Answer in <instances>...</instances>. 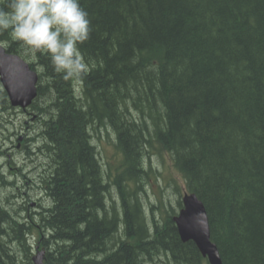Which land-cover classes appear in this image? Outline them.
Here are the masks:
<instances>
[{"label":"trees","instance_id":"trees-1","mask_svg":"<svg viewBox=\"0 0 264 264\" xmlns=\"http://www.w3.org/2000/svg\"><path fill=\"white\" fill-rule=\"evenodd\" d=\"M81 5L92 22L80 45L87 74L65 80L44 53L31 63L42 67L31 108L50 160L52 205L24 224L0 201V264H17L9 245L16 234L26 254L46 250L44 264H209L193 242H182L175 214L162 224L144 209L139 184L155 144L204 204L222 264H264V0ZM0 41L26 59L8 33ZM1 104L10 106L0 83ZM105 125L123 156L110 182L91 134ZM8 184L0 166V185ZM111 185L122 211L109 205Z\"/></svg>","mask_w":264,"mask_h":264},{"label":"rangeland","instance_id":"rangeland-1","mask_svg":"<svg viewBox=\"0 0 264 264\" xmlns=\"http://www.w3.org/2000/svg\"><path fill=\"white\" fill-rule=\"evenodd\" d=\"M20 47L22 48L21 45ZM23 55L29 63H36V53L23 52ZM36 67L41 71L40 65ZM46 83L44 81L43 86H46ZM47 99L41 97L37 101L39 107L46 106ZM40 120L39 113L34 108L23 111L0 105V149L3 152L0 156V166L11 183L0 185V201L9 212L11 211V216L16 221L24 224L36 222V217L52 205V199L45 188L51 167L46 149H43L45 145L41 138L43 129ZM91 134L92 144L96 147L106 181L110 182L123 163V156L116 148L115 133L105 125L97 126L95 130H91ZM148 152L150 153L149 156L147 154L145 167L148 177L145 176L141 185L139 184L141 191L139 190L138 194L143 199L149 218L163 224L169 215L179 213L178 201L186 191V182L174 166L169 152L157 144ZM110 193L109 205L113 204L122 211L120 195L113 185L110 186ZM36 225L40 226V223L37 222ZM12 237L13 241L10 242L9 238L7 241L16 252L14 256L17 264H34L33 257L37 255V251L26 254L18 245V235ZM28 239L30 243L36 242L37 231L34 230ZM165 261L164 258L156 259L148 264H165Z\"/></svg>","mask_w":264,"mask_h":264},{"label":"clouds","instance_id":"clouds-1","mask_svg":"<svg viewBox=\"0 0 264 264\" xmlns=\"http://www.w3.org/2000/svg\"><path fill=\"white\" fill-rule=\"evenodd\" d=\"M92 32L81 0H5L0 6V33H8L25 54L44 53L65 80H81L88 72L80 45Z\"/></svg>","mask_w":264,"mask_h":264},{"label":"water","instance_id":"water-1","mask_svg":"<svg viewBox=\"0 0 264 264\" xmlns=\"http://www.w3.org/2000/svg\"><path fill=\"white\" fill-rule=\"evenodd\" d=\"M0 81L12 107L26 110L38 96L39 76L22 57L8 53L0 44ZM184 208L174 218L183 242L193 241L210 264H222L217 246L211 241L210 223L203 203L195 194H185ZM43 252L33 258L43 264Z\"/></svg>","mask_w":264,"mask_h":264},{"label":"bare ground","instance_id":"bare-ground-1","mask_svg":"<svg viewBox=\"0 0 264 264\" xmlns=\"http://www.w3.org/2000/svg\"><path fill=\"white\" fill-rule=\"evenodd\" d=\"M46 115H47V114H46ZM43 116H44V115H43ZM46 118H47V117H46ZM46 121H47V120H46ZM42 146H43V145H42ZM43 149H44V147H43ZM43 149H42V150H43ZM45 152H46V150H45Z\"/></svg>","mask_w":264,"mask_h":264},{"label":"flooded vegetation","instance_id":"flooded-vegetation-1","mask_svg":"<svg viewBox=\"0 0 264 264\" xmlns=\"http://www.w3.org/2000/svg\"><path fill=\"white\" fill-rule=\"evenodd\" d=\"M38 176H39V174H38Z\"/></svg>","mask_w":264,"mask_h":264}]
</instances>
